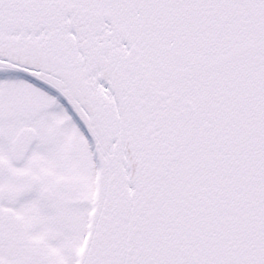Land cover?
Wrapping results in <instances>:
<instances>
[{"label":"snow or ice","instance_id":"obj_1","mask_svg":"<svg viewBox=\"0 0 264 264\" xmlns=\"http://www.w3.org/2000/svg\"><path fill=\"white\" fill-rule=\"evenodd\" d=\"M0 264H264V0H0Z\"/></svg>","mask_w":264,"mask_h":264}]
</instances>
